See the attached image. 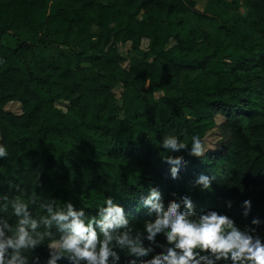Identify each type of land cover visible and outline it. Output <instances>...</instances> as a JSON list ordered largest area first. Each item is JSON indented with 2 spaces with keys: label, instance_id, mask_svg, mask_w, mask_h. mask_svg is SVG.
Instances as JSON below:
<instances>
[{
  "label": "trees",
  "instance_id": "1",
  "mask_svg": "<svg viewBox=\"0 0 264 264\" xmlns=\"http://www.w3.org/2000/svg\"><path fill=\"white\" fill-rule=\"evenodd\" d=\"M221 1L208 0L202 12L195 0H0V144L8 153L0 157V195L20 196L37 219L46 214L40 204L48 199L57 206L71 201L92 217L112 197L135 231L154 219L142 206L152 187L166 206L187 194L197 212L216 209L241 227L253 217L264 220V191L254 198L247 193L264 186V151L252 154L254 142L264 140V18L250 23L235 7L218 13L212 7ZM247 2L264 11V0ZM192 15L216 20L213 33L201 29L184 38L171 31L172 23L182 31ZM6 34L15 43L5 44ZM204 42L205 50L231 59L212 83L206 65L211 56L198 57ZM11 59L21 61L25 72L10 66ZM183 72L193 75L176 92L171 79ZM153 91L162 93L158 100ZM173 134L189 147L193 134L210 146L217 140V146L201 157L169 153L159 143ZM61 140L74 148H56ZM110 141L123 145L97 159ZM168 155L187 161L179 179L171 178ZM200 173L215 176L211 190L194 185ZM33 194L40 197L35 203ZM244 199L252 202L247 217ZM4 203L0 215L14 225L17 218ZM257 230L264 237V223ZM50 231L53 238L61 235L55 226ZM157 240L164 242L162 235ZM48 242L45 237L26 253L29 264H46ZM118 251L119 264H128L131 257ZM58 264L71 262L65 257Z\"/></svg>",
  "mask_w": 264,
  "mask_h": 264
},
{
  "label": "clouds",
  "instance_id": "2",
  "mask_svg": "<svg viewBox=\"0 0 264 264\" xmlns=\"http://www.w3.org/2000/svg\"><path fill=\"white\" fill-rule=\"evenodd\" d=\"M161 95L152 92L154 99ZM159 145L169 153L187 152L196 157L208 150L198 134L191 136L190 147L174 134L163 136ZM7 155L5 146L0 144V157ZM166 163L171 178L176 180L187 161L168 155ZM214 179V175L200 173L193 183L201 190H211ZM39 199L36 194L30 197L32 203ZM0 201L3 202L0 212L7 210L4 203L7 202L17 218L13 225L0 215V264H29L26 253L42 245L45 237L49 238L46 264H58L65 257L71 264H119L118 250L131 257L128 264H264V237L257 230L264 220L253 217L250 225L241 227L228 214L216 209L197 212L187 194L174 197L166 206L160 190L150 188L142 206L154 219L145 221L143 231L130 226L123 206L112 197H106L92 217L85 215L84 207L77 208L71 201L57 206L56 200L48 199L40 204L46 214L38 219L20 196L9 199L0 195ZM226 206L230 208L232 201H226ZM251 207L250 199L241 202L245 217ZM53 226L61 233L58 238H53L50 231ZM158 235L163 236V243L157 240ZM144 240L150 243L145 246ZM156 248L160 251L153 255Z\"/></svg>",
  "mask_w": 264,
  "mask_h": 264
},
{
  "label": "rangeland",
  "instance_id": "3",
  "mask_svg": "<svg viewBox=\"0 0 264 264\" xmlns=\"http://www.w3.org/2000/svg\"><path fill=\"white\" fill-rule=\"evenodd\" d=\"M52 8L54 10L58 9V5L55 6L53 5ZM169 21L167 19L163 20V26L166 27L168 25ZM172 32H177L180 31V34L182 37L187 38L188 36H194V33H199V31H201V29H207L208 31H213V29L215 28V26L218 24L215 21L212 20H198L196 18L191 19L189 18L183 25L182 27L184 28L182 31L180 30L181 27L177 26L176 24L172 23ZM195 28V29H194ZM93 31H96V27H92ZM213 33V32H212ZM198 39H201L199 36H196ZM2 41L5 44H12L15 43V39L11 34H6L3 36ZM80 41L82 43L86 42V39L84 38H80ZM175 44V41H170L168 46H173ZM147 40H144L142 43L143 48H146L147 46ZM203 49H201L199 51L198 57L203 58L205 55H209L211 56V58H209V63H206L207 65V72L209 74V82H215L217 76L224 70V67L226 66L227 62H230L231 59L229 60L228 58H224V57H220L219 55H215L212 53V49H204V47L206 46V42H204V44L201 45ZM223 54H228V49H225L223 51ZM10 66L13 67H18L21 68L24 72H25V68L23 67V65L21 64V61H19L18 59H11L9 61ZM193 75L192 72H183L180 76L178 77H174L171 79V82L173 84L176 85V92H183L185 87H186V82L187 80ZM33 88L41 95L46 96V92L44 90H42L39 86L34 85ZM116 94L119 95L120 93V89H117ZM16 104H12L10 105V107H13ZM14 110H18L19 107L16 106L13 108ZM216 141L210 142V144H212V146H210L209 144H206V147L208 150H210L211 148L214 149L217 145H216ZM122 143H118L117 141H110L106 146H104L102 149H100L97 153H96V158L97 159H105L108 151L111 148H115L117 146H121ZM152 144L154 145L155 148L158 147V142L156 140V135L154 134L153 136V141ZM123 145V144H122ZM54 146L60 150H70L72 148H74V143L72 141L69 140H61L58 141L54 144ZM262 151H264V140L263 141H255L254 145H253V155H257L259 153H261ZM154 162L156 163L157 167L161 166L162 164V159L157 156L154 158ZM264 191V186L263 187H258V188H251L248 190V195L250 197H256V195L260 192Z\"/></svg>",
  "mask_w": 264,
  "mask_h": 264
},
{
  "label": "crops",
  "instance_id": "4",
  "mask_svg": "<svg viewBox=\"0 0 264 264\" xmlns=\"http://www.w3.org/2000/svg\"><path fill=\"white\" fill-rule=\"evenodd\" d=\"M196 8L200 11H204L207 7L208 0H195ZM240 15H243L250 23H255L259 18H264V11H256L253 6L247 2V0H223L218 2L212 8L216 9L218 13L223 12L226 8H234ZM191 19H198L195 15L190 16ZM200 20V19H198ZM212 20V19H205ZM217 22L216 20H212ZM218 23V22H217Z\"/></svg>",
  "mask_w": 264,
  "mask_h": 264
}]
</instances>
